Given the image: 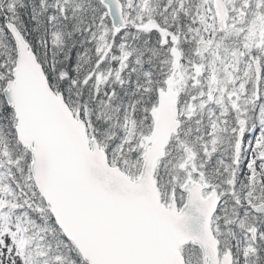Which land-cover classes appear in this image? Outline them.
<instances>
[{"label": "snow or ice", "instance_id": "obj_1", "mask_svg": "<svg viewBox=\"0 0 264 264\" xmlns=\"http://www.w3.org/2000/svg\"><path fill=\"white\" fill-rule=\"evenodd\" d=\"M0 264H264V0H0Z\"/></svg>", "mask_w": 264, "mask_h": 264}]
</instances>
